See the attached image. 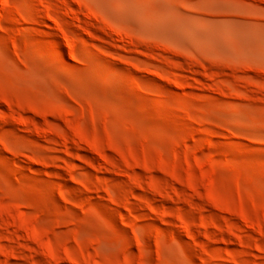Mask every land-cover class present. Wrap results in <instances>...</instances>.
Returning <instances> with one entry per match:
<instances>
[{
	"label": "rangeland",
	"instance_id": "obj_1",
	"mask_svg": "<svg viewBox=\"0 0 264 264\" xmlns=\"http://www.w3.org/2000/svg\"><path fill=\"white\" fill-rule=\"evenodd\" d=\"M0 264H264V0H0Z\"/></svg>",
	"mask_w": 264,
	"mask_h": 264
}]
</instances>
